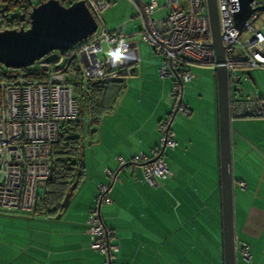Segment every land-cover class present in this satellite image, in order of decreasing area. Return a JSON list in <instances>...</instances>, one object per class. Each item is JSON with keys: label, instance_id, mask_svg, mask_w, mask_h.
I'll use <instances>...</instances> for the list:
<instances>
[{"label": "crops", "instance_id": "obj_1", "mask_svg": "<svg viewBox=\"0 0 264 264\" xmlns=\"http://www.w3.org/2000/svg\"><path fill=\"white\" fill-rule=\"evenodd\" d=\"M138 17L114 16L108 26L102 20L106 30H120L133 43L125 57L130 73L88 83L83 175L59 218L11 214L24 225L25 233L16 232V239L26 241L15 245L23 258L14 256L12 264H105V255L88 245L85 223L89 209L98 204L99 182L110 184L112 201L97 206L118 240L115 263L224 264L214 69L191 66L196 75L206 71L207 76L187 86L183 82L181 101L190 113H174L170 128L176 146L163 151L172 175L152 186L139 167L134 172L119 168L116 156L149 154L158 145L157 124L174 112L170 90L175 77H159L163 57L138 39L145 28L139 12ZM230 126L235 264H264V118L230 119ZM105 170L115 173L112 182ZM239 242L248 245L249 260L242 257ZM0 264L10 262L0 258Z\"/></svg>", "mask_w": 264, "mask_h": 264}, {"label": "built area", "instance_id": "obj_2", "mask_svg": "<svg viewBox=\"0 0 264 264\" xmlns=\"http://www.w3.org/2000/svg\"><path fill=\"white\" fill-rule=\"evenodd\" d=\"M96 19L97 27L87 38L60 54L57 63L45 65L36 62L30 65L40 79H28L23 73H16L11 81H0V211L34 217L39 204V184L50 174L52 144L57 140L59 124L78 117V102L75 98L69 73L65 71L72 60L78 67L82 81L88 79L117 78L119 71L130 73L126 54L131 42L120 30L104 28L100 11L107 0H84ZM37 0H29L30 7ZM219 31L225 53V66L229 81L230 119L264 118V95L243 96L236 87L231 91L230 82H240L235 69L264 68V0H251L253 9L240 30L234 26L233 13L238 0H216ZM166 7L161 17L154 12ZM149 30L139 34L140 41L151 45L154 52L163 57L158 68L161 78L173 75L171 96L174 110L183 116L190 113L187 104L180 101L179 81L191 80L192 65L215 66L214 51L210 45L211 33L206 0H148L144 6ZM259 19L262 23L255 27ZM175 112V113H176ZM172 111L157 124L158 145L144 152L133 153L129 158L116 156L119 168L134 172L137 167L145 182L152 186L172 175L162 148H174L176 141L170 128ZM111 179L116 178L111 170H105ZM240 187H245L239 181ZM96 202L110 203V184L97 183ZM97 204V205H98ZM91 207L85 217L89 234V247L105 255V264H118L114 258L119 250L114 230L106 227L98 211ZM241 255L250 259L248 245L239 242Z\"/></svg>", "mask_w": 264, "mask_h": 264}, {"label": "water", "instance_id": "obj_3", "mask_svg": "<svg viewBox=\"0 0 264 264\" xmlns=\"http://www.w3.org/2000/svg\"><path fill=\"white\" fill-rule=\"evenodd\" d=\"M131 1L138 9L144 27L149 30L144 1ZM250 1L238 0V8L233 13L234 26L238 30L253 10L249 5ZM206 7L211 33L210 45L215 56L223 260L224 264H235L228 72L219 31L216 0H206ZM96 27V19L84 0H72L67 6L58 0L40 1L29 12L28 27L0 29V64L9 69L28 67L36 62L45 65L55 64L63 51L87 38ZM179 84L182 92L183 83L179 81ZM181 100L182 95L178 103ZM175 112L176 110L173 115ZM81 154L83 155V150ZM75 185L74 182L65 193L62 211L67 208ZM60 215L61 212L55 218H59Z\"/></svg>", "mask_w": 264, "mask_h": 264}, {"label": "trees", "instance_id": "obj_4", "mask_svg": "<svg viewBox=\"0 0 264 264\" xmlns=\"http://www.w3.org/2000/svg\"><path fill=\"white\" fill-rule=\"evenodd\" d=\"M58 1L65 6L72 2V0ZM30 10L29 0H0V29L28 27ZM10 14L9 19L8 15ZM34 70L30 66L9 69L0 64V81H11L19 72L28 79H40L43 76V70H40V74L34 73ZM65 71L69 73L68 80L71 82L73 94L78 102V117L59 124L57 140L51 147V176L43 181L45 184L44 194L41 196L38 192L39 204L35 208L36 215L44 214L53 217L62 212V200L65 193L74 182L78 183L83 175L81 139L84 132L83 119L88 106L86 105L88 83L91 80H118L126 76L122 71H119L117 78L82 81L78 67L72 60L68 63Z\"/></svg>", "mask_w": 264, "mask_h": 264}, {"label": "rangeland", "instance_id": "obj_5", "mask_svg": "<svg viewBox=\"0 0 264 264\" xmlns=\"http://www.w3.org/2000/svg\"><path fill=\"white\" fill-rule=\"evenodd\" d=\"M38 1V0H37ZM109 4L103 8L100 11V15L106 25L108 26L110 21L113 19V17H118V20L124 19L129 20L133 15L138 17V9L136 6H134L133 3H131L129 0H108ZM163 0H160V3H162ZM39 3V1L37 2ZM167 12L166 7H161L157 9V11L154 12V16L161 17L163 14ZM10 15H8V18L10 19ZM262 16H264V13H262ZM139 18V17H138ZM262 23V20L259 19L257 22H255V27H258ZM199 67L201 69L210 68L211 70L214 69L211 65H192ZM192 72V71H191ZM194 77L196 76V79H191V81L196 82L198 78L203 79L207 76L206 71L198 72L196 73L192 72ZM234 74L240 75V82H230V87L232 93H234V90L236 87H239V93H241L243 96H254L256 94H262L264 95V68H257V69H235ZM190 81V80H189ZM189 81L184 82L185 86H187V83ZM84 127L86 126V119L84 117L83 119ZM262 132H264V127H261ZM264 135V133H262ZM90 176L88 175V178L86 179V185H89ZM45 191V184L44 182H41L39 184L38 192L42 196ZM71 208V206H69ZM68 208V209H69ZM12 213H2L0 212V258H4L6 260V263L9 261L10 264L11 260L14 256H20L23 258V255L19 252H22V250H18L17 247H20L21 245H25L26 241L25 239L19 238L16 239V232H19L22 234L25 233L24 225L21 221H18L17 217H14L11 215ZM68 212L64 214L63 217L67 216ZM27 218V217H26ZM29 218V217H28ZM33 218V217H32ZM19 242V245L16 247Z\"/></svg>", "mask_w": 264, "mask_h": 264}]
</instances>
